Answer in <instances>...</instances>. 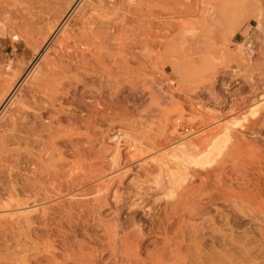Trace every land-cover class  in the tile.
<instances>
[{
  "label": "rangeland",
  "instance_id": "rangeland-1",
  "mask_svg": "<svg viewBox=\"0 0 264 264\" xmlns=\"http://www.w3.org/2000/svg\"><path fill=\"white\" fill-rule=\"evenodd\" d=\"M16 158L63 189L17 264H264V0H0Z\"/></svg>",
  "mask_w": 264,
  "mask_h": 264
},
{
  "label": "bare ground",
  "instance_id": "bare-ground-1",
  "mask_svg": "<svg viewBox=\"0 0 264 264\" xmlns=\"http://www.w3.org/2000/svg\"><path fill=\"white\" fill-rule=\"evenodd\" d=\"M247 47L249 48L250 51L253 50L251 44H247ZM70 140L73 141V138H70ZM13 142L18 143L19 142L18 137H16ZM12 153L17 157L19 154L18 149L13 150ZM20 165L21 164H19L18 158H16L15 164L13 165L12 173L9 172V174H12L13 176V179L12 178L11 179L14 180V183L8 188L2 187V185L0 186V210L2 209L1 211L3 212L4 210L3 208L9 209V207L14 208V211L20 210L17 211L18 213L16 214H14L15 212L12 213L13 214L12 216L6 212V215H10L11 217H6L4 215V212L1 215L0 212V248H6L7 250H9L15 247L19 252H21V255L19 257H14L9 252L6 254H0V264H17L18 262H23L24 260H30L29 251L35 248L36 245L39 243V241L45 239L49 235V233H51V231L54 230V227H52V225L54 224V222H56L55 221L57 218L56 216L57 213H59L58 206L63 202V198H62L63 189L61 188V183L59 182V177H58L59 170L56 169L57 165L54 162L46 160L44 163L43 162L37 163L33 169L31 170L28 169L29 170L28 172L25 171L26 173L21 172ZM12 180L10 181L12 182ZM50 184H52L51 185L52 187L51 186L49 187ZM4 191L8 192L9 194L8 195L9 197L7 196L8 198L6 197L3 198L2 194L5 193ZM74 206L77 205L74 204ZM33 211L36 213L32 214ZM33 231H35V237H32L30 235V233H32ZM39 261L42 262L40 258ZM68 263L69 262L67 261L64 264H68Z\"/></svg>",
  "mask_w": 264,
  "mask_h": 264
}]
</instances>
